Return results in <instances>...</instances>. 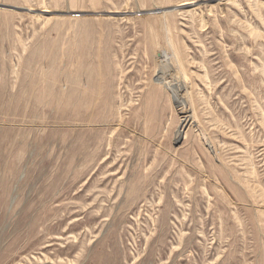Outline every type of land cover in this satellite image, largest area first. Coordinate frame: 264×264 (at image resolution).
<instances>
[{
  "label": "rangeland",
  "instance_id": "obj_1",
  "mask_svg": "<svg viewBox=\"0 0 264 264\" xmlns=\"http://www.w3.org/2000/svg\"><path fill=\"white\" fill-rule=\"evenodd\" d=\"M0 264H264V0H0Z\"/></svg>",
  "mask_w": 264,
  "mask_h": 264
}]
</instances>
